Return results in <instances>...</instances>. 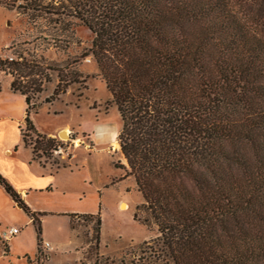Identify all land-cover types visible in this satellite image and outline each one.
Returning a JSON list of instances; mask_svg holds the SVG:
<instances>
[{
    "label": "trees",
    "instance_id": "1",
    "mask_svg": "<svg viewBox=\"0 0 264 264\" xmlns=\"http://www.w3.org/2000/svg\"><path fill=\"white\" fill-rule=\"evenodd\" d=\"M36 1L22 7L30 17L56 16L62 32L75 18L93 36L84 57L119 115L117 168L143 200L142 224L156 228L154 256L264 264V0L49 1L56 13ZM5 65L28 68L24 59ZM10 90L27 106L23 139L34 133L45 152L54 140L35 130L28 88L13 80ZM0 186L35 224L1 175Z\"/></svg>",
    "mask_w": 264,
    "mask_h": 264
},
{
    "label": "rangeland",
    "instance_id": "2",
    "mask_svg": "<svg viewBox=\"0 0 264 264\" xmlns=\"http://www.w3.org/2000/svg\"><path fill=\"white\" fill-rule=\"evenodd\" d=\"M49 1L55 0H37L35 6L49 5L48 13H56ZM26 5V0H0V61L6 56L15 63L24 59L28 67L20 72L5 65L0 74L28 88L33 105L29 118L37 133L55 135L42 152L34 133L26 132L24 139L17 133L19 126L25 131L23 121L0 123V165H30L28 171L42 186L28 191V201L38 211L35 224L0 188V233L21 229L7 244L0 241V264H26V257L33 261L38 224L41 239L52 245L53 264H166L154 256L155 226H144L147 216L136 210L143 200L133 178L117 168L125 166L116 141L121 122L91 56L84 57L92 34L75 18L66 20L62 32L56 16L37 12L30 17L22 10ZM13 100L10 106L20 109L23 99ZM6 148L10 154L4 153ZM38 165H45V172Z\"/></svg>",
    "mask_w": 264,
    "mask_h": 264
},
{
    "label": "crops",
    "instance_id": "3",
    "mask_svg": "<svg viewBox=\"0 0 264 264\" xmlns=\"http://www.w3.org/2000/svg\"><path fill=\"white\" fill-rule=\"evenodd\" d=\"M9 77L10 76H8V75L2 76L0 74V123L2 121H5L6 119H16L15 121L17 122V125H19L20 122H22V121L24 122L25 115H26L25 112H26L27 106L25 104L24 96H22L18 92H12L10 90V84L12 81ZM6 91L8 93H6ZM15 96H19L20 98L23 99V104L21 101H18V104L20 107V109L18 108V110H14L13 106H10L14 102L13 98H15ZM33 126H34V124H33ZM34 128H35V126H34ZM20 129H21L20 126L17 127V133L21 135ZM35 130H36V128H35ZM58 132L59 131H57L56 133H58ZM40 134L43 135L42 133H40ZM54 135L48 134L46 136L47 137H53ZM14 144L15 143H12V145H14ZM4 153L10 154L11 151L9 148H6L4 150ZM38 166L40 169H42L43 172H45V165H42V166L38 165ZM30 168H31L30 165H27V166H25V165H0V175L7 181V183L16 192V194L19 196V199L22 201V203H24L28 207V209L30 210V213H32V215L35 216L36 214H38V211L34 210L31 207V205L28 201V193H29L28 191H32V190L34 192L41 191L42 186L40 184L36 183L37 176H35L34 172L32 170L28 171V170H30ZM29 174H32V176ZM0 188H1V190L4 191V189L1 186H0ZM0 194H2V193H0ZM5 194H6V192H5ZM7 197H9V196L7 195ZM7 197H5V198H7ZM0 198H1V195H0ZM9 199H10L11 203L16 206V204L13 202V200L10 197H9ZM72 215L79 216L78 214H72ZM83 216H92V215H83ZM40 217H42L39 219L40 224H41V219L43 220V216H40ZM70 217H69V228L72 231ZM28 222H31L30 218H29ZM31 224H32V222H31ZM39 240L43 241L41 239V235H39ZM44 242L49 243L50 247H51V249L47 253V259H46L45 264H53L52 263L53 255L50 253L53 250L52 245L49 241H44ZM36 253H37V247H36ZM36 253H35L33 261L29 259L31 263L36 264V261H35L36 260Z\"/></svg>",
    "mask_w": 264,
    "mask_h": 264
},
{
    "label": "built area",
    "instance_id": "4",
    "mask_svg": "<svg viewBox=\"0 0 264 264\" xmlns=\"http://www.w3.org/2000/svg\"><path fill=\"white\" fill-rule=\"evenodd\" d=\"M2 61H7V62H12L13 59L6 56ZM20 228H9L5 231H2L0 233V241L2 243H8L12 239H14L17 235L20 233ZM51 249L50 244L44 241H40L38 248H37V253H36V264H43L45 260L47 259V253Z\"/></svg>",
    "mask_w": 264,
    "mask_h": 264
},
{
    "label": "bare ground",
    "instance_id": "5",
    "mask_svg": "<svg viewBox=\"0 0 264 264\" xmlns=\"http://www.w3.org/2000/svg\"><path fill=\"white\" fill-rule=\"evenodd\" d=\"M60 136L63 137V138H66V134H65V133H60ZM121 207H122V208H125L126 205L123 204V205H121Z\"/></svg>",
    "mask_w": 264,
    "mask_h": 264
}]
</instances>
